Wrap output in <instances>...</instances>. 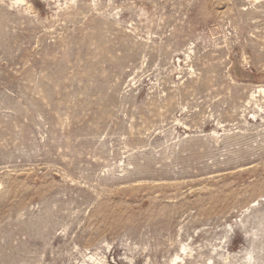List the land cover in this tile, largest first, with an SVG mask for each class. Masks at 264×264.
<instances>
[{
	"label": "rangeland",
	"instance_id": "obj_1",
	"mask_svg": "<svg viewBox=\"0 0 264 264\" xmlns=\"http://www.w3.org/2000/svg\"><path fill=\"white\" fill-rule=\"evenodd\" d=\"M0 264H264V0H0Z\"/></svg>",
	"mask_w": 264,
	"mask_h": 264
}]
</instances>
